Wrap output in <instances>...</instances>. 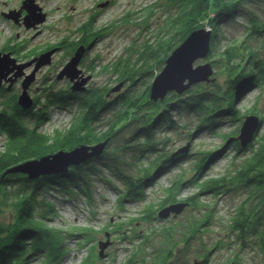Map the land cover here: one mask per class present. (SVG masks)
<instances>
[{"label":"trees","instance_id":"trees-1","mask_svg":"<svg viewBox=\"0 0 264 264\" xmlns=\"http://www.w3.org/2000/svg\"><path fill=\"white\" fill-rule=\"evenodd\" d=\"M98 12L74 30L77 35L70 42L67 37L40 50L61 45L72 55L83 45L93 49L118 26L133 25L138 37L103 66L109 77L106 83L72 91L70 84L57 86L55 79L49 87L39 88L30 109L18 104V88H0V135H5L0 146V264H32L40 259L60 264L68 253L66 240L78 232L65 236L50 224L57 216L55 200L84 199L94 206L96 180L117 192L122 209L126 203H144L136 219L153 226L142 231L136 249L140 256H134L131 264H169L183 256L188 261L191 250L199 259L194 264H208L215 249L233 244L240 249L257 245L264 252V116L253 142L242 145L237 139L245 116L257 111L256 105L243 111L237 101L253 88L264 91V0H152L101 26L96 24ZM202 29L212 34L205 60L211 74L182 92L169 91L154 99L151 78L189 35ZM26 41H9L2 51L28 59L37 51L20 52ZM98 58L95 55L92 61ZM94 67L87 70L96 71ZM50 109L73 110L68 129H40L51 118ZM205 133L219 138L222 148L194 143ZM182 140L189 147L182 146ZM97 144L103 145L99 153L63 173L30 177L13 171L29 159ZM224 158L227 164L215 171ZM175 166L184 170L157 202H147V186ZM188 185L195 192L182 198L181 189ZM228 193L240 194L227 222L229 242L189 246L216 215L217 201L210 207L207 197ZM178 203L185 205L182 211L190 208L184 219L159 216L160 210ZM3 215L8 222L2 223Z\"/></svg>","mask_w":264,"mask_h":264},{"label":"rangeland","instance_id":"rangeland-1","mask_svg":"<svg viewBox=\"0 0 264 264\" xmlns=\"http://www.w3.org/2000/svg\"><path fill=\"white\" fill-rule=\"evenodd\" d=\"M23 1L24 0H0V52H7L2 51V48L9 41L10 44H13L25 40H27L25 43L26 49L21 50L19 47L20 52L28 53L33 50L37 51V54L28 59H25V57L18 58V56L12 54V56L17 58L19 62L29 61L35 56H39L41 53L45 52L40 49L46 47V45L57 44L67 37V41L70 42L72 38L77 35L74 33V30L86 22L93 13H97V11H99V14L98 17H96V24L97 26H101L119 18L127 11L134 9L139 10L152 2V0H116L115 2H113V0H36V3L42 8L41 12L46 14V20L38 26L37 29L28 30L24 25H18L8 18H6L8 21L1 18L2 13H8L14 9L20 10ZM105 3L106 5H103ZM26 14L27 12L24 10L21 17L23 18ZM3 17L5 16L3 15ZM207 31H210V29H207ZM137 34L136 27L130 24H123L113 30V32L105 39L96 43L93 49H86L84 45L81 46L85 49V52L80 61L79 68L83 71L85 77L91 76L84 85V88L91 83L104 84L109 80L105 70L103 71V66L107 62L117 58L124 51V48L128 46L134 38L138 37ZM57 48L58 50L53 54L52 63L43 66L36 72L35 79L29 87V94L32 98L39 94L36 92L37 86H40L41 91L44 86L49 87L50 83L55 79L57 80V86L71 85L75 82V80L71 81L67 77L57 79V75L76 50L70 55L68 53V48L61 47V45H57ZM95 55H98L100 60L98 58L96 62L92 61ZM205 60L206 59H200L196 62V65L205 63ZM34 65L35 63L31 67L25 68V75L18 78L17 81H14L13 83L8 81L7 83H3L4 86L7 87L11 84L10 86L13 85V89L15 88L16 90L18 88V93H20L22 90V81L33 71ZM88 66H96V71L87 70ZM153 78L154 77L151 78L150 83H152ZM259 93V88H253L246 93L244 97H241L242 100L240 99L237 101V106L244 111L247 108L256 105V115L259 117L264 116V91L260 94ZM33 105L27 109L32 108ZM49 111L51 112V117L53 110L50 109ZM63 111L64 112L62 113L60 111L61 117L58 113L59 111L53 113L55 114L54 117H52V120L48 124L51 119L49 117L50 119L44 123L45 127L43 130L52 132L55 128L60 130L68 129L73 117V110L72 112L68 111V114H64L66 110ZM4 138L5 135L1 134L0 146L1 143L4 142ZM193 141L194 143L198 142V146L203 145L204 148L218 146L215 148L217 151L222 148L221 140L217 137H212L208 133H205L202 136H197ZM183 142L184 140L180 143L182 146L185 148L189 147L185 146L186 144H183ZM183 162H186V160ZM227 162L228 160L224 158L221 162L216 164L214 170L217 171L222 169ZM71 166H69V168ZM184 166H187V163H184L183 167ZM183 167L175 166L170 171L165 170L162 174L158 175L155 185H148V188H146V192L150 194L147 202H149V200L157 202L160 199V195L164 193L163 190L171 185L172 181L177 174L179 175L181 170H184L182 169ZM65 171L51 172V174L63 173ZM94 182L93 193L96 201L94 206H89L84 199H81V201L76 203L75 201L72 203H63L55 200L54 205L55 210L57 211V216L54 217L50 224L53 227L56 226L60 231L62 230L65 233H70L68 236H71V233L74 231L78 232V235L76 236L73 234L74 238H71L72 240H66V247H68L69 250L67 251V255L62 259L63 262L61 264H131V260L134 256H140L136 255L140 251H137L136 249L140 246L139 243L142 231L144 229H152L153 226L147 221L144 222L145 220L136 219L140 216L144 208V203L141 205H138L137 202L126 203L124 209H122L119 207L120 203L118 202V195H116L113 189L104 185L102 181L96 180ZM152 190H156L157 194L151 195ZM194 192L195 189L192 186H184L181 189L180 196L183 198L192 195ZM206 200L207 202H210V207H213L212 203L217 201V206H215L216 215L214 216V220L208 226H203L199 235L197 234L198 236L195 235L196 237L192 238L189 246H193L194 248H205L207 244H213L219 241H225L226 244L229 242L228 233L226 232L227 222L232 211L235 210L239 203L240 194H220L214 198L207 197ZM77 203H79V205H77ZM187 209L189 210L190 208ZM188 210L181 211L175 215L171 213L165 219H184V217L188 216L190 213ZM1 221L2 223L8 222L7 215H3ZM143 222L144 224L141 225ZM107 241H109L110 244L102 254L100 243ZM180 245L181 244H179V246ZM228 246L229 245L215 249L211 253L208 264H264V252H262L257 245L243 249H240L234 244L232 245V248ZM149 251L150 249L146 248L147 254H150ZM195 252L196 251L193 252L191 250L188 253V261H184L183 256L182 259L171 261L169 264H194V262L199 260L195 256ZM93 258H95V262L93 261ZM32 264L44 263L43 260L40 259Z\"/></svg>","mask_w":264,"mask_h":264},{"label":"water","instance_id":"water-1","mask_svg":"<svg viewBox=\"0 0 264 264\" xmlns=\"http://www.w3.org/2000/svg\"><path fill=\"white\" fill-rule=\"evenodd\" d=\"M103 5H106V3ZM24 10L27 14L22 18ZM41 10L42 8L36 3V0H24L20 10H11L5 13L4 16L30 30L36 29L46 20V14L42 13ZM211 37V32L205 31V29L195 31L172 52L166 60L165 67L153 82L152 96L154 98L162 97L169 91L182 92L188 86L206 79L211 74L209 63L196 65L197 61L208 57L211 48ZM56 50H58L57 47L52 48L25 62H19L17 58L12 56L11 52H0V88L3 83L17 81L18 78L25 75L24 69L35 63L33 71L22 81V90L18 96V104L23 109L31 107L33 98L29 94V87L35 79L36 72L43 66L52 63V57ZM84 52L83 47L77 48L57 75V79L67 77L71 81L75 80L71 84L72 91H82L87 80L91 77H85L83 71L79 68ZM260 124L261 120L258 115L248 114L245 116L237 136L242 145L253 142ZM102 148V144H97L95 146L81 145L72 150H59L55 154L28 160L14 168L13 171L22 172L33 177L51 172H62L68 170L70 165L78 164L86 157L99 153ZM184 207L185 205L182 203L167 206L159 211V216L167 218L171 213L174 215L180 213ZM109 244V241L100 243L102 254Z\"/></svg>","mask_w":264,"mask_h":264},{"label":"bare ground","instance_id":"bare-ground-1","mask_svg":"<svg viewBox=\"0 0 264 264\" xmlns=\"http://www.w3.org/2000/svg\"><path fill=\"white\" fill-rule=\"evenodd\" d=\"M4 12H5V11H4ZM4 14H5V13H2V14H1V18L7 20V19H6L7 17H3ZM7 21H8V20H7ZM36 29H37V28H36ZM205 31H207V29H205ZM210 50H211V48H210ZM209 53H210V52H209ZM161 71H162V70H161ZM160 73H161V72H159V73L155 76V78H154L153 81H152V85H153V82L155 81V79L157 78V76H158ZM201 81H202V80H201ZM10 85H11V84H9V86H10ZM9 86H8V87H9ZM3 87H4V84H3ZM39 88H40V86H37V87H36V92H37V94H38V90H39ZM21 89H22V88H21ZM37 89H38V90H37ZM117 89H118V88L116 87L115 90H117ZM19 94H20V93H18V96H19ZM151 94H152V92H151ZM165 96H166V95H165ZM152 97H153V96H152ZM153 98H154V97H153ZM154 99H156V98H154ZM157 99H158V98H157ZM17 101H18V98H17ZM55 112H56V111H53V113H55ZM53 113H52V115H51V119L49 120L48 124H49L50 121L52 120V117H54V115H55V114H53ZM58 113H59V115H60V117H61L60 112H58ZM61 113H62V112H61ZM68 113H69V112H65L64 114H68ZM72 115H73V114H72ZM44 127H45V125L42 126V127H40V129L43 130ZM43 131H44V130H43ZM260 131H261V125H260ZM92 146H93V145H92ZM57 152H58V151H55V152L52 153V154H55V153H57ZM48 155H50V154H48ZM45 156H46V155H45ZM42 157H43V156H42ZM34 159H39V158H34ZM34 159H29V160H34ZM18 166H19V165H18ZM70 166H71V165H70ZM16 167H17V166H16ZM16 167H15V168H16ZM27 175H28V174H27ZM41 175H42V174H41ZM41 175H38V176H41ZM44 175H45V174H44ZM28 176H30V175H28ZM38 176H35V177H38ZM30 177H33V176H30ZM114 192H115V191H114ZM115 193H116V195H118L117 192H115ZM5 210H6L7 213L10 212V210H9L8 208H6ZM75 210H76V208H75ZM64 235L67 236V235H69V234L64 232ZM67 249H68V247H67ZM68 250H69V249H68ZM62 262H63V260L61 261V263H62ZM61 263H60V264H61Z\"/></svg>","mask_w":264,"mask_h":264}]
</instances>
